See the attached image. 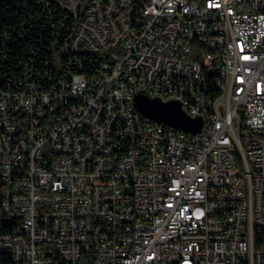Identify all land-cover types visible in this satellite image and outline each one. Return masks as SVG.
Segmentation results:
<instances>
[{"label":"built area","instance_id":"2783aa9c","mask_svg":"<svg viewBox=\"0 0 264 264\" xmlns=\"http://www.w3.org/2000/svg\"><path fill=\"white\" fill-rule=\"evenodd\" d=\"M44 6L57 59L0 78V264H264V0Z\"/></svg>","mask_w":264,"mask_h":264},{"label":"trees","instance_id":"16d2710c","mask_svg":"<svg viewBox=\"0 0 264 264\" xmlns=\"http://www.w3.org/2000/svg\"><path fill=\"white\" fill-rule=\"evenodd\" d=\"M47 12L44 0H0V49L6 47L8 53L0 54V78L24 71L29 57L37 53L49 55L51 63L57 59L61 38L53 32Z\"/></svg>","mask_w":264,"mask_h":264},{"label":"water","instance_id":"95a60500","mask_svg":"<svg viewBox=\"0 0 264 264\" xmlns=\"http://www.w3.org/2000/svg\"><path fill=\"white\" fill-rule=\"evenodd\" d=\"M133 105L152 120L192 133L200 132L204 124L202 116L189 115L179 100H162L144 90L135 94Z\"/></svg>","mask_w":264,"mask_h":264}]
</instances>
